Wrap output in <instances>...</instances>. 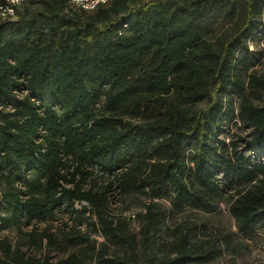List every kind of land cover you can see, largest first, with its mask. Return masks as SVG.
Wrapping results in <instances>:
<instances>
[{
    "label": "trees",
    "instance_id": "trees-1",
    "mask_svg": "<svg viewBox=\"0 0 264 264\" xmlns=\"http://www.w3.org/2000/svg\"><path fill=\"white\" fill-rule=\"evenodd\" d=\"M218 16L229 31L208 35ZM263 19L264 0H108L92 12L38 0L1 23L0 228L59 258L1 239L0 264H207L220 255L177 227L175 258L141 257L137 237L110 214L115 193L147 201L144 249L165 215L158 202L169 214H214L226 201L238 234L253 236L264 225V72L249 47L264 37ZM232 121L248 133L226 142ZM31 223L47 226L24 232Z\"/></svg>",
    "mask_w": 264,
    "mask_h": 264
},
{
    "label": "rangeland",
    "instance_id": "rangeland-1",
    "mask_svg": "<svg viewBox=\"0 0 264 264\" xmlns=\"http://www.w3.org/2000/svg\"><path fill=\"white\" fill-rule=\"evenodd\" d=\"M35 7H29L28 11H31ZM264 21V19H263ZM209 28L208 35H212L213 32L218 34L228 30L230 22L228 18L222 16L214 17L211 21L207 22ZM216 34V36L218 35ZM249 49L260 58V63L257 65L256 70L259 74L264 72V37L257 35L251 40ZM202 105H198L200 107ZM130 122H133L130 121ZM248 133V129L239 127L234 121L231 122L227 133L221 135V139L228 142L229 140H235V136H244ZM3 190V184L0 183V193ZM142 197L131 194L128 196L120 197L116 193L114 194L111 205L110 214L115 219H122L127 225L130 234L137 237V251L142 256L146 255L153 257L155 261H161L163 259H172L177 255L171 253L172 245L176 242L177 236L174 234V230L180 227L182 231H186L189 228L191 234L190 242L198 245L202 250L217 249L220 251V255L211 263L207 264H264V225L258 224L255 229V233L251 237H244L238 234L233 219L227 212V202L224 201L219 205L218 211L214 214H203L197 211L183 210L169 214L167 212L168 206L164 202H158L162 211L164 210V217L159 225V229L150 238L149 249H144L141 244V237L138 234L141 219L140 214L144 213L143 204L146 203ZM7 214L4 206H0V215L5 216ZM66 218H63L61 222H66ZM60 220L54 221L50 224L52 232L58 233L62 230ZM68 225L72 226L73 222L67 221ZM46 224L31 223L24 226L22 229L24 232L30 231L32 228H36L38 231L42 230ZM84 227V225H81ZM151 234V233H150ZM97 243H105L111 250L114 247L109 245L103 238L97 235H91ZM7 239L12 245H19L22 250H26L30 255H34L36 258L42 257V255L49 256L51 261L59 258V256L47 250L36 251L33 248H28L26 239L19 235L17 230L12 227L0 228V240Z\"/></svg>",
    "mask_w": 264,
    "mask_h": 264
},
{
    "label": "bare ground",
    "instance_id": "bare-ground-1",
    "mask_svg": "<svg viewBox=\"0 0 264 264\" xmlns=\"http://www.w3.org/2000/svg\"><path fill=\"white\" fill-rule=\"evenodd\" d=\"M106 5V2H93L90 6L85 4H76V8L84 12H92L100 6ZM14 12V3L10 0H0V24L6 21H10Z\"/></svg>",
    "mask_w": 264,
    "mask_h": 264
},
{
    "label": "built area",
    "instance_id": "built-area-1",
    "mask_svg": "<svg viewBox=\"0 0 264 264\" xmlns=\"http://www.w3.org/2000/svg\"><path fill=\"white\" fill-rule=\"evenodd\" d=\"M12 3H14V12H12V17L10 21H13L17 18V12L22 9V7L29 5L33 1L38 0H10ZM93 2H106L108 3V0H70V6L73 9H76V4H85V6H90Z\"/></svg>",
    "mask_w": 264,
    "mask_h": 264
}]
</instances>
